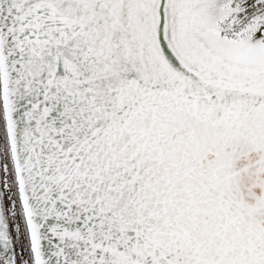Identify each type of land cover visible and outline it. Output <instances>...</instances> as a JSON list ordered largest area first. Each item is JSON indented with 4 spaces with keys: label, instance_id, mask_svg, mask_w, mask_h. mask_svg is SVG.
Returning <instances> with one entry per match:
<instances>
[{
    "label": "snow or ice",
    "instance_id": "snow-or-ice-1",
    "mask_svg": "<svg viewBox=\"0 0 264 264\" xmlns=\"http://www.w3.org/2000/svg\"><path fill=\"white\" fill-rule=\"evenodd\" d=\"M0 264H264V0H0Z\"/></svg>",
    "mask_w": 264,
    "mask_h": 264
}]
</instances>
